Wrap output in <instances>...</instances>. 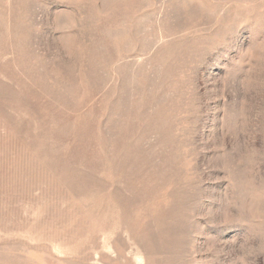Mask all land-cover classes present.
Listing matches in <instances>:
<instances>
[{
  "label": "rangeland",
  "instance_id": "1",
  "mask_svg": "<svg viewBox=\"0 0 264 264\" xmlns=\"http://www.w3.org/2000/svg\"><path fill=\"white\" fill-rule=\"evenodd\" d=\"M0 264H264V0H0Z\"/></svg>",
  "mask_w": 264,
  "mask_h": 264
}]
</instances>
